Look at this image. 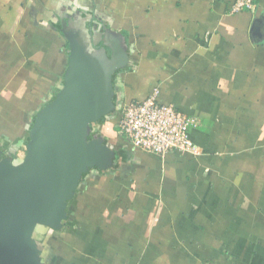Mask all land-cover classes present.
<instances>
[{
  "label": "crops",
  "instance_id": "obj_1",
  "mask_svg": "<svg viewBox=\"0 0 264 264\" xmlns=\"http://www.w3.org/2000/svg\"><path fill=\"white\" fill-rule=\"evenodd\" d=\"M0 0V152L22 159L31 123L64 82L78 33L94 56L118 44L112 115L90 126L114 154L86 173L41 264H264V0ZM154 89L195 118L199 157L134 149L123 107Z\"/></svg>",
  "mask_w": 264,
  "mask_h": 264
},
{
  "label": "water",
  "instance_id": "obj_2",
  "mask_svg": "<svg viewBox=\"0 0 264 264\" xmlns=\"http://www.w3.org/2000/svg\"><path fill=\"white\" fill-rule=\"evenodd\" d=\"M64 37L69 56L61 90L36 115L22 159L0 160V264H41L38 231L60 230L82 177L114 163L89 129L114 110L112 76L125 54L115 44L109 58L94 56L73 32Z\"/></svg>",
  "mask_w": 264,
  "mask_h": 264
},
{
  "label": "built area",
  "instance_id": "obj_3",
  "mask_svg": "<svg viewBox=\"0 0 264 264\" xmlns=\"http://www.w3.org/2000/svg\"><path fill=\"white\" fill-rule=\"evenodd\" d=\"M257 0H234L230 12L238 13L255 6ZM154 89L142 102L126 104L120 113L117 133L136 150L163 158L171 153L199 157L201 149L193 142L190 131L198 122L158 100Z\"/></svg>",
  "mask_w": 264,
  "mask_h": 264
},
{
  "label": "trees",
  "instance_id": "obj_4",
  "mask_svg": "<svg viewBox=\"0 0 264 264\" xmlns=\"http://www.w3.org/2000/svg\"><path fill=\"white\" fill-rule=\"evenodd\" d=\"M72 32H73V31H72ZM73 34H74L78 39H80L78 33H74V32H73ZM65 41H66V46L69 48V43H68V41L66 40V38H65ZM81 42H82V41H81ZM83 44H84V43H83ZM118 69H119V68H118ZM118 69H117V70H118ZM58 93H59V92H58ZM58 93H57V94H58ZM57 94H56V95H57ZM55 97H56V96H55ZM55 97H54V98H55ZM54 98H53V99H54ZM53 99H52V100H53ZM52 100H51V101H52ZM51 101H50V102H51ZM48 104H49V103H48ZM112 113H113V111L110 113V115H112ZM102 120H104V118L101 119L100 121H102ZM33 123H34V121L31 123L30 129L33 127ZM91 138H92V137H91ZM89 139H90V138H89ZM103 144H104V142H103ZM7 158H10V157L4 156L3 153L0 152V160H2V159H7Z\"/></svg>",
  "mask_w": 264,
  "mask_h": 264
},
{
  "label": "rangeland",
  "instance_id": "obj_5",
  "mask_svg": "<svg viewBox=\"0 0 264 264\" xmlns=\"http://www.w3.org/2000/svg\"><path fill=\"white\" fill-rule=\"evenodd\" d=\"M25 148H26V147H24V149H22V150H23V156H24V153H25ZM23 156H22V157H23ZM36 237H37V235H36Z\"/></svg>",
  "mask_w": 264,
  "mask_h": 264
}]
</instances>
